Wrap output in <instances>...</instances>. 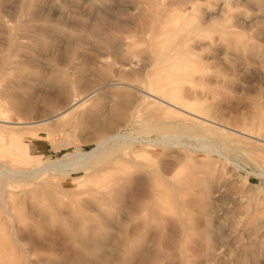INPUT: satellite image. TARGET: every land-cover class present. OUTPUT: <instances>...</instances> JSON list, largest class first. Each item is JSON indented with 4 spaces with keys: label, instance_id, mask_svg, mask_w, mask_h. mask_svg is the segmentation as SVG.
I'll return each mask as SVG.
<instances>
[{
    "label": "rangeland",
    "instance_id": "rangeland-1",
    "mask_svg": "<svg viewBox=\"0 0 264 264\" xmlns=\"http://www.w3.org/2000/svg\"><path fill=\"white\" fill-rule=\"evenodd\" d=\"M14 1L0 0V16L18 33L9 44L0 32V95H17L24 105L17 117L36 122L65 110L64 73L78 94L103 89L31 131L0 123V169L48 166L29 180L0 177V264H264V142L182 116L162 115L168 127L154 128L150 99L137 89L153 90L151 23L162 5L175 10L179 0ZM200 1L195 13L207 28L195 53L205 71L183 92L229 126L221 127L243 130L248 118L264 119V0H233L223 13L224 0ZM228 24L235 32L225 38ZM180 127L188 128L181 138L164 134ZM118 133L166 142L157 151L126 146L107 171L61 167ZM210 144L222 153L209 152ZM127 175L119 194L99 202L109 179Z\"/></svg>",
    "mask_w": 264,
    "mask_h": 264
},
{
    "label": "bare ground",
    "instance_id": "bare-ground-1",
    "mask_svg": "<svg viewBox=\"0 0 264 264\" xmlns=\"http://www.w3.org/2000/svg\"><path fill=\"white\" fill-rule=\"evenodd\" d=\"M24 1L25 0H15L14 3L16 2L22 3ZM154 1L156 3L159 0H154ZM248 1L258 4L260 0H248ZM200 2H201L200 0H179V3L177 4L179 6L175 10H172V8L170 9L169 3L162 5V9L159 12H157V15H155L156 19L154 23H151V26L153 27L154 32L150 35L151 38H149V40L147 39V41H149L147 43L149 47L148 46L147 47L149 51L152 52L153 59H152L151 65H149V67L151 66V68L150 69L148 68L149 69L148 72L146 70L147 72L146 74H147V78L149 79V82L151 83V86L153 87V90L147 91L145 90V88L137 87V89L141 91V92L139 91L140 93L142 92L145 93L144 99L145 98L150 99L149 103H147L148 104L147 108H149V110L154 109L153 117H152V114L150 116L152 117L150 125H152V127L154 128H158V129L163 128L166 130V127L168 126H166L167 124L162 121L161 119L162 115L166 117L167 116L168 117L182 116V117H186L187 119L189 118H191L192 120L194 119V121H197V123L200 122L211 128L223 131L225 135L227 134L233 135L240 140L241 139L249 140V138H254L256 139V142H259V141L264 142V138L262 139L258 133L264 129V119L263 118H257V115L251 118H248L245 123V128H243V130L231 128L232 130L237 131V133H235L234 131H228L224 128V127H229V126L222 124L218 122L217 120L212 119L210 110L208 106L205 104V102L203 103L198 100L189 101L187 98H185V95L183 92L184 90L183 84L189 81V79H191V77L194 75L195 72L205 71V69L198 70V68L196 67L198 63L201 61V58L198 54L195 53V50L197 46H200L199 36L203 34L207 28L205 26L207 22L203 18V16L195 13L196 11H199L198 8H199ZM17 3L16 5H18ZM223 4L224 6L221 5L223 9H219V8L218 9L221 10V12L222 11L226 12L225 8L230 10L232 7H234L235 2H233V0H224ZM236 4H239V2H237ZM27 5H25V7ZM172 16L174 17V22H171L173 20H170ZM161 20H162V23H161ZM234 26H235L234 24L226 25L224 28L221 29V35L226 38L229 35V33L235 32ZM42 27L44 28L45 25H42ZM16 30H17V26L14 27L8 20L0 16V32H1L2 38L5 41H7L9 44L13 43L14 39L17 37L18 33L16 32ZM132 44L134 45V42H131L129 45H132ZM167 73L170 74L168 79H166L167 77H163V75ZM62 77L64 78V80L62 79L63 83L61 84L62 91L67 96V99L69 98L68 107L65 110L57 112L55 114L51 113L52 115L44 120H39L36 122L26 120L21 117H17L16 114L13 113V112L17 113V111L21 107L24 106V105L22 106L23 103L18 101L17 95L13 93H9L8 91L1 90L2 94L0 95V123H3L5 127L9 129L18 130V131H21V130L31 131V129L35 125H41L43 123H47L48 121H53V120L60 121V120L65 119L75 109H77L78 107H81L87 102H90L91 99H93V97L96 96L97 92L103 89V88H98V89L90 91L89 93L85 95L84 94L82 95L80 93L78 94L76 87H75L76 83H74V81L68 76V74L64 73ZM120 83L121 82H115L109 85L115 86ZM255 108H257V105L255 106ZM144 110L147 111L146 108ZM146 119H148V117L145 118V120ZM215 124L217 126H215ZM221 126H224V127H221ZM183 130L188 131V128L180 127V130L176 132H173V133L165 132L164 134H166V136H168L171 139L174 137H179V136H180L179 138H181V134L183 133ZM260 135H261V132H260ZM121 140L122 141L125 140V143L123 145H119V142ZM133 143H139V144L146 143L148 144V146H145L146 144L145 145L142 144V147H146L145 149L147 150L154 148L157 151L158 148L160 147L162 148L161 144L163 142L161 143L160 141H157V140L148 139L139 134H138V137H134V136L128 137L126 135L118 133V134H114V135L103 138L98 143L97 147L89 152L79 151L75 155L77 156V159L74 162L72 161V164H66V163L63 164V162L61 161V164H62L61 167L69 166L70 168L71 166H73L74 169L76 170H81V169L88 170L92 167H95V168H99V169L101 168L102 170L107 171L112 166L115 167L114 164H116V159L118 158L119 155L115 156L114 154L117 152L120 153V150H122L126 146H129ZM205 147L210 150L209 152L222 153L221 151H219L220 149H218L215 146H212L211 144L205 145ZM65 159H67V157ZM47 167L48 166L43 167V168L34 169V170L30 169L29 171L14 169L12 167L10 168L6 167V169H0V177L3 179L4 184L7 180L13 183L15 179L18 177L17 176L18 174L21 177L29 180L30 178L37 177L43 172H45ZM56 168H58L57 165H56ZM58 169H61V168H58ZM259 175L260 177L264 178V173H259ZM129 180L130 179L128 175L122 178L115 177V178L109 179L102 186L100 190V193L102 194V196L98 199L99 202L105 204L108 198L115 195V193L118 191L121 192V190L125 188L126 183L131 182ZM150 183L152 184V182ZM152 187L158 188V185H155L154 183Z\"/></svg>",
    "mask_w": 264,
    "mask_h": 264
}]
</instances>
